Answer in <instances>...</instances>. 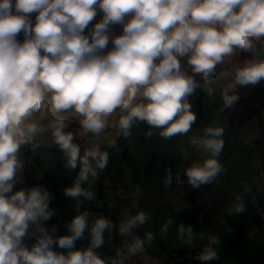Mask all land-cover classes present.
Listing matches in <instances>:
<instances>
[{
	"label": "clouds",
	"instance_id": "obj_1",
	"mask_svg": "<svg viewBox=\"0 0 264 264\" xmlns=\"http://www.w3.org/2000/svg\"><path fill=\"white\" fill-rule=\"evenodd\" d=\"M115 26L121 28L119 35ZM261 38L264 0H0V264H127L144 254L155 239L151 232L143 237L134 232L150 219L144 211L121 213L119 223L104 216L90 220L86 210L80 212L85 202L95 199L82 185L108 166L109 153L98 145L82 149L74 142L78 131L99 137L109 117L119 112L118 137H129L137 122L150 126L148 137L151 129H161L165 139L187 134L197 120L188 97L200 81H212L217 65L234 50L250 57L232 70L219 111L234 108L238 88L264 82V47L256 43ZM213 95L209 88L207 96ZM36 116L47 121L46 126L34 120ZM73 120L79 129L67 130ZM225 126L214 121L202 138L191 140L211 154L185 169L191 187L210 184L222 172L218 157ZM41 132L50 133L63 151L66 168L74 170L79 164L72 186L63 189L78 212L64 225L70 235L57 237L55 225L45 226L56 215L49 208L54 196L47 188L13 191L23 168L21 146L36 154L40 145L35 137ZM171 183L169 172L165 184ZM242 187L247 194V184ZM245 208L243 196L237 195L229 213L239 215ZM173 224L167 218L162 237ZM30 225L35 226L36 242L29 248L24 238ZM114 229L128 239L114 257L102 258L98 249L105 243L104 234ZM86 231L87 246L75 249ZM176 231L186 246L205 239L204 233L182 222ZM220 243L215 235L207 237L200 264L217 259Z\"/></svg>",
	"mask_w": 264,
	"mask_h": 264
},
{
	"label": "rangeland",
	"instance_id": "obj_2",
	"mask_svg": "<svg viewBox=\"0 0 264 264\" xmlns=\"http://www.w3.org/2000/svg\"><path fill=\"white\" fill-rule=\"evenodd\" d=\"M31 15L34 20L36 14ZM101 15L102 13L92 24H95ZM114 33L119 35L121 28L115 26ZM23 38L21 33L18 39L22 41ZM256 43L258 47H264L263 40L260 39ZM223 63L239 68L237 61L230 56H226ZM195 78L200 79L199 75ZM209 88L214 89L212 97L207 96ZM222 89V85L213 79L210 82L200 81V87L188 97L192 105L191 110L197 116L196 123L187 134L170 139L160 136L161 129H151L153 135L148 137L146 132L150 130V126L145 122L135 123L129 137H118L116 133L119 112L109 117V126L99 137L92 134L84 136L78 131V138L74 142L80 143L82 149L98 145L102 151L109 153L108 166L98 173L97 178L89 177V181L82 185L95 193V199L85 202L80 212L86 210L91 220L97 216H104L103 209L106 205L108 209L114 210L116 223L123 218L121 213L134 216L144 211L150 217L134 232L140 237L151 232L155 239L150 246L146 245L144 254L131 257L127 264H175L166 260L168 251L173 248L185 249L189 254L199 258L203 249L200 245H206L207 237L213 235L221 241L216 248L225 250V253L230 251L224 259L214 261L215 264H231L235 260L236 264L237 262L238 264H244V262L264 264V226L256 223L254 219H247L251 213H254L256 217L257 213L253 207L256 199L252 197L249 200V206L246 202V197L255 190L252 183L257 190L263 186L264 169L259 161L257 150L253 149V131L246 126L239 127L236 124L233 126L229 121L231 116L226 111L223 113L219 111L222 107ZM33 119L45 126L47 124V121H40L38 116ZM214 121L226 125L223 136L224 148L218 157L223 170L212 183L193 188L187 183L185 169L193 163H202L211 158V154L205 152L202 147L193 145L191 140L194 137L202 138L205 129L214 126ZM74 127L79 129V123L76 120H73L72 126L67 130H72ZM35 141L40 145L36 154L30 151L28 145L21 146L18 158L23 162V168L17 173V182L13 191L31 189L39 185L47 188L54 196L49 208L55 209L56 215L46 222L45 226L50 229L55 225L58 229L57 237L70 235L64 225L70 222L78 212L74 208L75 201L64 196L63 189L72 186L79 173V164L74 170L65 167L66 157L54 144L50 133H37ZM169 172L172 183L166 185L165 178ZM244 184H247L250 189L247 194L243 192ZM237 195L243 196L245 211L239 215L230 214L229 209L232 208ZM228 215L234 216L231 233L227 226H222L226 224L224 218ZM169 217L174 220V224L170 226L167 235L162 237L160 229ZM181 222L185 226L191 225L197 233H204L205 239L196 240L194 247L182 244L176 231L177 225ZM245 226L251 231L257 227L253 233L254 237L249 236L251 241L247 248L244 247V244H247L245 233L240 229ZM215 229L220 231L216 232ZM34 232L35 226L30 225L29 235L24 238V243L29 248L36 242L35 236L32 235ZM87 237L86 231L84 238L75 242V249L86 247ZM116 237L119 241L121 238V246L122 242L128 239L121 236L119 238L116 229L112 232L106 231L105 243L98 249V254L102 258L115 256L119 249ZM235 246L248 255L252 254L251 257L233 258L234 251L231 248ZM54 251L66 254L67 250L55 247Z\"/></svg>",
	"mask_w": 264,
	"mask_h": 264
},
{
	"label": "trees",
	"instance_id": "obj_3",
	"mask_svg": "<svg viewBox=\"0 0 264 264\" xmlns=\"http://www.w3.org/2000/svg\"><path fill=\"white\" fill-rule=\"evenodd\" d=\"M261 40L264 41V38H261ZM230 57L237 61L239 67H242L244 61L250 57V54H245L241 50L236 49ZM235 68L237 67L230 66L226 63L218 64L215 70L216 75L213 77V80L224 87L228 80L231 79L232 70ZM238 93L240 99L234 108L225 110L226 113L231 116L230 120L227 119L233 126L234 124L239 127L246 126L249 130L253 131V149L257 150L259 161L264 169V82L256 86L240 87L238 88ZM113 212L114 210L108 209L105 205L103 215L107 216L113 223H116ZM256 219V223H261L264 226V220H261L257 214ZM116 242L117 244L119 243L120 248L121 238L119 241L118 237H116ZM166 260L170 263L174 262L175 264H200L199 258L189 254L187 250L182 248L170 249ZM208 264H213V262L210 261Z\"/></svg>",
	"mask_w": 264,
	"mask_h": 264
},
{
	"label": "crops",
	"instance_id": "obj_4",
	"mask_svg": "<svg viewBox=\"0 0 264 264\" xmlns=\"http://www.w3.org/2000/svg\"><path fill=\"white\" fill-rule=\"evenodd\" d=\"M263 182V186L259 189V190H257V188H256V186H255V184L254 183H252V186H254L255 187V190H254V193H252V194H249L248 195V197H246V202H247V205L249 206L250 204H249V200L253 197V198H255L256 199V203H258L260 206H261V208L263 209V211H264V181H262ZM251 209H252V207H250ZM253 210V209H252ZM248 220H251V219H254L255 220V222H256V217H255V214L254 213H251V215L247 218ZM224 220L226 221V224H222V226L223 227H228V229H230V231H229V233H231L232 232V227H233V222H234V216L233 217H231V216H226L225 218H224ZM256 228V229H255ZM255 228H253V231H251V230H247V226H245L244 228H242V227H240V229H241V231L243 232V233H245V240L247 241V244H244L245 246L244 247H249V241H251L250 239H249V236H251V237H254V232H255V230H257V227H255ZM215 231L216 232H219L220 230L219 229H215ZM228 233V232H227ZM258 233V232H257ZM230 237H232V235H230ZM230 243V242H229ZM205 245H200V247H204ZM174 249H176V248H174ZM185 250V249H184ZM231 250H233L234 251V254L232 255L233 256V258H237V259H247L248 257H251V255H248L247 253H245V252H243L242 250H240L239 249V247L238 246H235V247H232L231 248ZM216 251H217V259H215V260H213L212 262H213V264H215L216 262H214V261H220V260H222V259H224V257H226V255H227V253L228 252H230L229 250L225 253V250H222V249H218V248H216ZM255 253V251L253 252V254ZM250 262H244V264H249ZM237 264H238V262H237Z\"/></svg>",
	"mask_w": 264,
	"mask_h": 264
},
{
	"label": "built area",
	"instance_id": "obj_5",
	"mask_svg": "<svg viewBox=\"0 0 264 264\" xmlns=\"http://www.w3.org/2000/svg\"><path fill=\"white\" fill-rule=\"evenodd\" d=\"M253 207L256 209L257 215L260 217V219L261 220H264V212L262 211V209L260 208V206L256 202H253ZM235 261H233L231 264H236Z\"/></svg>",
	"mask_w": 264,
	"mask_h": 264
}]
</instances>
